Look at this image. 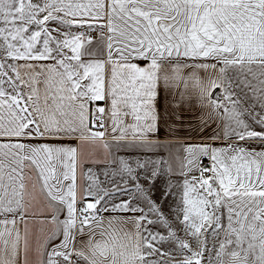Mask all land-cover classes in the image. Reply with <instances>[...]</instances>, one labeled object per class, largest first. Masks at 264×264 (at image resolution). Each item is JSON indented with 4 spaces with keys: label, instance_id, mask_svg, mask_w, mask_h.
Returning a JSON list of instances; mask_svg holds the SVG:
<instances>
[{
    "label": "snow or ice",
    "instance_id": "obj_1",
    "mask_svg": "<svg viewBox=\"0 0 264 264\" xmlns=\"http://www.w3.org/2000/svg\"><path fill=\"white\" fill-rule=\"evenodd\" d=\"M0 264H264V0H0Z\"/></svg>",
    "mask_w": 264,
    "mask_h": 264
}]
</instances>
